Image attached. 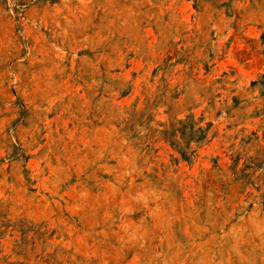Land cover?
Masks as SVG:
<instances>
[{
	"label": "rangeland",
	"instance_id": "1",
	"mask_svg": "<svg viewBox=\"0 0 264 264\" xmlns=\"http://www.w3.org/2000/svg\"><path fill=\"white\" fill-rule=\"evenodd\" d=\"M0 264H264V0H0Z\"/></svg>",
	"mask_w": 264,
	"mask_h": 264
}]
</instances>
